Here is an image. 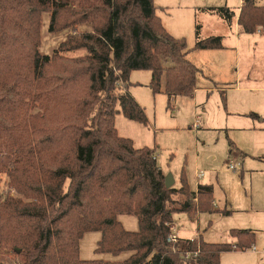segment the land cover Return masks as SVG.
<instances>
[{"label": "trees", "instance_id": "1", "mask_svg": "<svg viewBox=\"0 0 264 264\" xmlns=\"http://www.w3.org/2000/svg\"><path fill=\"white\" fill-rule=\"evenodd\" d=\"M53 31L63 14L93 31L70 35L50 56L39 51L42 13ZM242 33L264 31V5L242 0L206 8ZM221 36H201L194 49L223 48ZM185 38L163 25L154 0H0V175L19 195L0 202V251L13 248L22 264H221V254L255 242L251 229H232L237 244L197 238L170 242L173 214L221 212L210 184L167 188L156 149L137 148L115 118L146 124L145 109L128 90L133 70H150L154 93L168 106L191 96L200 69ZM172 61L167 66L166 62ZM256 115V114H255ZM195 195V196H194ZM120 214L138 217L128 230ZM101 232L96 253L124 260L83 259L80 240ZM0 264H4L0 260Z\"/></svg>", "mask_w": 264, "mask_h": 264}, {"label": "rangeland", "instance_id": "2", "mask_svg": "<svg viewBox=\"0 0 264 264\" xmlns=\"http://www.w3.org/2000/svg\"><path fill=\"white\" fill-rule=\"evenodd\" d=\"M166 1L154 0L156 12L170 25V34L185 38L188 48H192L189 59L200 69L196 77L199 89L192 96L174 95L173 104L169 107V97L164 91L165 76L162 78V91L154 93L152 72L133 70L127 87L145 109L148 122L143 124L128 119L119 112L115 126L121 136L134 142L135 147L156 149L157 163L165 176L172 174L174 187L181 186L183 175L193 191L197 190L199 183H212L217 208H223L227 199L228 209L234 211L231 215L216 211L196 216L175 212L173 233L182 239H194L201 234L207 242L233 243L231 228H251L256 235L251 248L224 252L221 264H264V211L251 209L264 203V169L256 167L263 163L259 159L245 157L244 164H241L243 154L238 141L244 98L264 95V91L250 95L240 90L241 87H264V31L242 33L235 22L229 25L220 17L200 9L227 5L237 16L241 0H168L165 4ZM258 3L264 5V0H258ZM73 18L68 13L63 14L59 26L52 31L51 10L42 13L41 54L51 56L70 35L93 31L90 22L76 23ZM197 24L202 25L203 38L222 36L224 47L194 49ZM172 64L171 60L166 62L167 66ZM231 163L236 165V171L230 170ZM262 166L264 168V164ZM247 167H255V170ZM197 171L205 172V176L198 180ZM9 184L10 176L2 173L0 202L8 195H19ZM118 219L128 230L139 228L135 215L120 214ZM101 236L99 231L87 232L83 236L80 240L81 258L124 260L126 258L123 257L131 254L96 253ZM0 260L4 264H22L21 257L13 248L0 251Z\"/></svg>", "mask_w": 264, "mask_h": 264}, {"label": "crops", "instance_id": "3", "mask_svg": "<svg viewBox=\"0 0 264 264\" xmlns=\"http://www.w3.org/2000/svg\"><path fill=\"white\" fill-rule=\"evenodd\" d=\"M167 2H169V1L167 0L165 2V4ZM241 4H242V0H241ZM208 7H213V6H204V7H201L200 9L202 11H204V12L210 13L211 15H216L217 17H220L219 15H217L215 13L207 11L206 8H208ZM240 7H239V11H240ZM160 18H161V20L163 22V20H164L163 17L160 16ZM234 22H235V24H237V18L234 19ZM234 22H233V24H234ZM164 24H165L164 26L166 27V29L170 31V29H169L170 25H168L167 21L164 20ZM237 26H238V24H237ZM201 28H202V25H201ZM215 36H217V35H215ZM188 49H190V52L187 55V57L189 59V55H190V53L192 51V48H188ZM198 89H199V87L197 86V89L195 90V92L192 95H194ZM259 89H264V87H262V88L241 87L240 88V90L242 92H244V91L245 92H249L250 95L252 93H254L255 91H264V90H259ZM241 115H242V117H241L242 120H241V123L239 124V127H238V131H239V134H240V139L238 141L240 142L239 143V149L241 150V153L243 154V157L241 156V158L243 160H241L240 163L244 164L245 157H247V158L251 157V158H254V159H259L260 163L264 164V95H260L258 97H254V98H251V99L244 98L242 109H241ZM262 165H257L256 167L260 168L262 170V169H264ZM254 168L255 167H247V169L251 170V171H254L255 170ZM236 169H237V167H236ZM236 169L234 171H236ZM230 170H232V169H230ZM204 176H205V172H203V171H197L196 172V177H197L198 180L203 178ZM200 184L201 183L198 184V187H199ZM210 185L213 186V191H214V196H215L214 184L211 183ZM198 187H197V190H198ZM197 190L196 191L191 190V191L194 192L195 195H196L197 194ZM225 202H226V205L223 208L218 209L216 204H215V200H213L214 208L216 210H229V211H231L229 214H224V213H222V214L231 215L234 211L228 209V206H227L228 201H227V199L225 200ZM251 209H255L257 212H262V211H264V203H262L261 205H259L257 207L253 206V207H251ZM232 229H237V228H231L230 230H232ZM238 229H240V228H238ZM248 229H251V228H248ZM251 230H253V229H251ZM253 231H255V230H253ZM180 239H182V238H180ZM234 239H235V242L232 243L233 246L237 244V238H234ZM182 240H187V239H182ZM249 248H251V247L243 248V249L242 248L238 249V247H235L233 250H241V249L245 250V249H249ZM233 250H231V251H233ZM226 252H229V251H226ZM222 254H221V256H222ZM123 258H127V257L125 256Z\"/></svg>", "mask_w": 264, "mask_h": 264}, {"label": "built area", "instance_id": "4", "mask_svg": "<svg viewBox=\"0 0 264 264\" xmlns=\"http://www.w3.org/2000/svg\"><path fill=\"white\" fill-rule=\"evenodd\" d=\"M259 32H261V31H259ZM229 168L230 169H232V170H235L236 169V165L234 164V163H231L230 165H229ZM179 237L177 236V234H175V233H171L170 235H169V237H168V240L170 241V242H178L179 241Z\"/></svg>", "mask_w": 264, "mask_h": 264}, {"label": "water", "instance_id": "5", "mask_svg": "<svg viewBox=\"0 0 264 264\" xmlns=\"http://www.w3.org/2000/svg\"><path fill=\"white\" fill-rule=\"evenodd\" d=\"M165 184L167 188H171L174 185V178L172 174H168L165 176Z\"/></svg>", "mask_w": 264, "mask_h": 264}]
</instances>
